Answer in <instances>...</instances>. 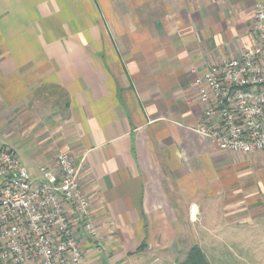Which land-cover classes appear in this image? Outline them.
<instances>
[{
    "label": "crops",
    "instance_id": "crops-1",
    "mask_svg": "<svg viewBox=\"0 0 264 264\" xmlns=\"http://www.w3.org/2000/svg\"><path fill=\"white\" fill-rule=\"evenodd\" d=\"M258 4L0 0V143L35 178L62 151L81 164L82 264H182L194 245L264 264V154L195 130V78L257 44Z\"/></svg>",
    "mask_w": 264,
    "mask_h": 264
},
{
    "label": "built area",
    "instance_id": "built-area-1",
    "mask_svg": "<svg viewBox=\"0 0 264 264\" xmlns=\"http://www.w3.org/2000/svg\"><path fill=\"white\" fill-rule=\"evenodd\" d=\"M251 30L254 47L212 63L195 78L205 105L195 130L222 150L264 154L262 4L254 10ZM81 167L62 151L35 178L16 151L0 143V264H82L78 234L97 239L98 228Z\"/></svg>",
    "mask_w": 264,
    "mask_h": 264
},
{
    "label": "trees",
    "instance_id": "trees-1",
    "mask_svg": "<svg viewBox=\"0 0 264 264\" xmlns=\"http://www.w3.org/2000/svg\"><path fill=\"white\" fill-rule=\"evenodd\" d=\"M182 264H210L206 258L203 250L194 245L188 252L186 258L182 261Z\"/></svg>",
    "mask_w": 264,
    "mask_h": 264
},
{
    "label": "rangeland",
    "instance_id": "rangeland-1",
    "mask_svg": "<svg viewBox=\"0 0 264 264\" xmlns=\"http://www.w3.org/2000/svg\"><path fill=\"white\" fill-rule=\"evenodd\" d=\"M227 255L230 256L231 263L234 264V248H228Z\"/></svg>",
    "mask_w": 264,
    "mask_h": 264
}]
</instances>
